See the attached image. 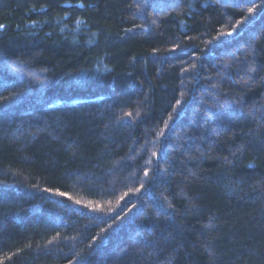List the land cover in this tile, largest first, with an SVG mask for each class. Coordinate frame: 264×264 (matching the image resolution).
Here are the masks:
<instances>
[{
    "label": "trees",
    "instance_id": "16d2710c",
    "mask_svg": "<svg viewBox=\"0 0 264 264\" xmlns=\"http://www.w3.org/2000/svg\"><path fill=\"white\" fill-rule=\"evenodd\" d=\"M0 25V264H264V0H0Z\"/></svg>",
    "mask_w": 264,
    "mask_h": 264
},
{
    "label": "snow or ice",
    "instance_id": "6c2138e0",
    "mask_svg": "<svg viewBox=\"0 0 264 264\" xmlns=\"http://www.w3.org/2000/svg\"><path fill=\"white\" fill-rule=\"evenodd\" d=\"M85 5H84V3L83 2H81L80 4H79V7H81V8H83ZM41 11H43V9H41ZM254 11V9H249V13H252ZM79 23H82L81 21H77V24H79ZM4 26L3 25H0V28H3ZM233 33L232 32H227V33H223V34H221V35H228V36H231ZM175 49H173V51H174ZM253 71H254V69H253ZM177 103L179 104L180 103V101H177ZM126 115L127 116H129V117H131L132 116V113H126ZM137 115H138V113H137ZM165 126H167V122H165ZM153 155H156V153H153ZM150 162V161H149ZM144 175L145 176H148V172L147 171H145L144 172ZM141 187H143V184H141ZM137 191H139V189H137ZM59 195H61V196H64L65 195V193H58ZM128 194L127 193H125L124 194V196H127ZM124 196H121L120 197V199L121 200H123L124 199ZM76 203L77 204H79L80 203V201H76ZM92 210H100L99 209V206H97L96 208H93Z\"/></svg>",
    "mask_w": 264,
    "mask_h": 264
}]
</instances>
